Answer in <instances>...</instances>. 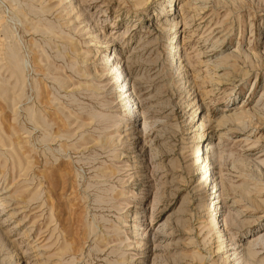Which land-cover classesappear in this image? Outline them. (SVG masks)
Instances as JSON below:
<instances>
[{
	"label": "rangeland",
	"instance_id": "1",
	"mask_svg": "<svg viewBox=\"0 0 264 264\" xmlns=\"http://www.w3.org/2000/svg\"><path fill=\"white\" fill-rule=\"evenodd\" d=\"M65 4L0 0V264H264V0Z\"/></svg>",
	"mask_w": 264,
	"mask_h": 264
},
{
	"label": "bare ground",
	"instance_id": "2",
	"mask_svg": "<svg viewBox=\"0 0 264 264\" xmlns=\"http://www.w3.org/2000/svg\"><path fill=\"white\" fill-rule=\"evenodd\" d=\"M66 1V6L65 7H63L62 9H61V11H64V10H66V12L68 13V14H72L77 8H76V5H74V3L77 1H74V2H72V0H65ZM189 1V0H188ZM184 5H188V2H185V3H183V6ZM161 10H163V8H161ZM171 10H172V12L173 13H171V11L169 12L168 10H167V14H168V16H170V15H174L175 14V11H176V8L175 7H171ZM76 13V12H75ZM68 14H66V15H68ZM66 15H64V16H66ZM168 21V25L170 26V27H172V25H175L176 24V22L174 21V18H171V19H168L167 20ZM173 37V36H172ZM102 41V40H101ZM98 43H100V40H98ZM101 44V43H100ZM99 47H104L103 45H99ZM176 48V50H175V52H178L179 50L177 49V46L175 47ZM95 54H97L96 52H95ZM176 54H178V53H176ZM107 57H109V55L107 56ZM181 57V56H180ZM115 59H116V57L114 56L113 58H111V56L109 57V59L108 60H104V62H103V68H104V70H106V72L107 73H112L113 74V78L115 79V80H119L120 79V77H123V71L120 69V68H117L116 66H115ZM244 60V59H243ZM84 62V61H83ZM11 65H13L15 68H17V65H16V63H15V60L13 61V63H11ZM179 66V63H177V67ZM186 73V72H185ZM123 80H124V77L122 78ZM126 80V79H125ZM185 83H186V81H185ZM120 86V91L118 92V96H116V97H118V99L120 98V100L119 101H123V102H125V103H127L128 101H129V99L133 96V94H129V95H127L126 93H124V87H123V85H119ZM127 107H126V111H125V115L126 116H129V118H131L132 116H133V114H134V112L131 110V106L130 105H126ZM197 108H198V105H196V110H197ZM240 108V107H239ZM238 108V109H239ZM244 114H245V111L243 110V109H239L238 110V112L237 113H233L232 115H230L229 116V119H231L232 121H234V123H236L237 124V126H241V127H243V125L245 124V121H243V118H244ZM127 118V117H126ZM245 118H247V117H245ZM193 119V118H192ZM225 119V118H224ZM131 120V119H130ZM197 121V120H196ZM125 125V127L127 126L126 124H124ZM197 126V125H196ZM200 126V125H199ZM203 126V125H202ZM201 128V127H200ZM209 146H208V144L207 145H205V157L203 158V160H202V162H204L205 160H207L208 161V159H210L209 157H210V152H209ZM212 155V154H211ZM263 155H264V152H263ZM18 162V161H17ZM208 162H206V164H207ZM205 164V165H206ZM210 170H213V166H211V168H210ZM211 172V171H210ZM213 172V171H212ZM211 172V173H212ZM206 173V172H205ZM205 173H203V174H201V176H200V178L198 179V181L202 178V176H209V174H211V173H209V171H208V173L209 174H205ZM215 172H213V175H212V179H211V189H210V191L204 196V200H202L201 201V203H200V205H201V207H203V212H204V215H206V217H208L209 218V223H210V227H211V229H213L215 232V234H216V239H219L220 241V243L221 242H223L222 240H221V238L222 237H224L225 236V229H224V227H222L223 226V223H222V221H223V219L221 218V214L219 213V207H218V205H219V199H218V196L217 195H215V193H216V191L214 190V187H215V185H214V178H215ZM211 176V175H210ZM244 193V195H243V197H246L245 195H246V192H243ZM243 197H242V199H243ZM1 198V197H0ZM245 199V198H244ZM243 199V200H244ZM245 201V200H244ZM247 201V200H246ZM249 201V200H248ZM221 202V201H220ZM2 203V200H0V204ZM253 210V209H252ZM11 216L10 215H8V218H10ZM211 217H212V219H211ZM217 222H218V224H217ZM208 224V223H207ZM140 234H142V232L140 233ZM253 236V235H252ZM260 237V236H259ZM256 241V239L255 238H253V237H250V238H248V241H246L245 243L246 244H249V245H252L254 242ZM225 242V241H224ZM226 247H225V249H223V253H224V257H225V259L227 260V258H229V257H231L232 255H234V251H232V250H235V247H233V246H231L230 244H226L225 245ZM66 247V246H65ZM246 251H245V250ZM243 250L245 251L244 252V255H243V257L242 258H244L245 259V261H248V260H250V259H252V257L255 255V252L254 251H251V249L249 248V247H246V248H244ZM242 250V249H241ZM232 251V252H231ZM234 258V257H233ZM232 260V259H231Z\"/></svg>",
	"mask_w": 264,
	"mask_h": 264
}]
</instances>
